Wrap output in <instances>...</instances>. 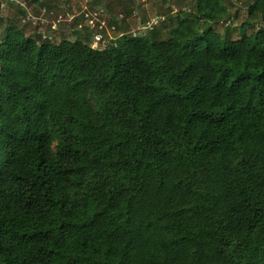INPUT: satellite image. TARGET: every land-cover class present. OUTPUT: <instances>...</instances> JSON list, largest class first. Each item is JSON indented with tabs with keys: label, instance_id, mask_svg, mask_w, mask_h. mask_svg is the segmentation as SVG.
Wrapping results in <instances>:
<instances>
[{
	"label": "trees",
	"instance_id": "1",
	"mask_svg": "<svg viewBox=\"0 0 264 264\" xmlns=\"http://www.w3.org/2000/svg\"><path fill=\"white\" fill-rule=\"evenodd\" d=\"M227 13L105 49L6 25L0 264H264V25L199 32Z\"/></svg>",
	"mask_w": 264,
	"mask_h": 264
},
{
	"label": "rangeland",
	"instance_id": "2",
	"mask_svg": "<svg viewBox=\"0 0 264 264\" xmlns=\"http://www.w3.org/2000/svg\"><path fill=\"white\" fill-rule=\"evenodd\" d=\"M224 3L228 8L225 17L212 24L201 21L200 33L212 27L224 37L239 40L264 25L262 17H249L252 0H224ZM195 7L196 0H17L7 9L0 10V41L6 25L22 27L27 35L40 43L82 39L95 49H105L122 33L158 31L159 38L167 40L169 32L178 24L177 16L184 18L185 12H194ZM28 13L38 25H34L33 20L23 22ZM41 19L47 22L43 24ZM91 22L96 26L92 27ZM102 24L104 27L100 29ZM97 32L104 35L102 41H96Z\"/></svg>",
	"mask_w": 264,
	"mask_h": 264
},
{
	"label": "built area",
	"instance_id": "3",
	"mask_svg": "<svg viewBox=\"0 0 264 264\" xmlns=\"http://www.w3.org/2000/svg\"><path fill=\"white\" fill-rule=\"evenodd\" d=\"M0 2H1V9L2 10H5V9H7L9 7V4L10 3H13V2L15 3V2H17V0H0ZM50 15H53V12H50ZM32 20H33V24L34 25H38V22L29 13H28L27 19L26 20H23V22L26 23L27 21H32ZM40 21H42L43 24H45L47 22L44 19H41ZM153 23H155V22H153ZM90 25L92 27H95L96 26V25L94 26V23L93 22H91ZM103 27H104V24L101 25L100 29H103ZM95 39H96V41H102L103 40V36L101 34H98V35H96Z\"/></svg>",
	"mask_w": 264,
	"mask_h": 264
}]
</instances>
